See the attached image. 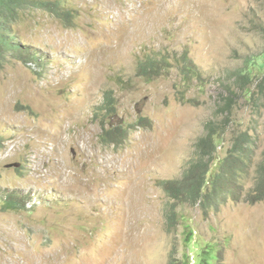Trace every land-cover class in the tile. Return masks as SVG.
I'll return each instance as SVG.
<instances>
[{
    "label": "rangeland",
    "instance_id": "1",
    "mask_svg": "<svg viewBox=\"0 0 264 264\" xmlns=\"http://www.w3.org/2000/svg\"><path fill=\"white\" fill-rule=\"evenodd\" d=\"M60 1L73 27L35 10L16 27L27 57L10 52L0 69V264H200L207 245L217 264H264V199L250 200L264 100L244 96L264 72V0ZM229 121L222 157L233 134L258 139L249 176L210 212L178 202L170 226L163 182L203 158L206 126ZM118 124L128 135L115 146L104 125ZM7 194L25 207L5 210Z\"/></svg>",
    "mask_w": 264,
    "mask_h": 264
},
{
    "label": "trees",
    "instance_id": "2",
    "mask_svg": "<svg viewBox=\"0 0 264 264\" xmlns=\"http://www.w3.org/2000/svg\"><path fill=\"white\" fill-rule=\"evenodd\" d=\"M37 9L48 11L61 20L65 18L68 27H73V24L70 23L74 19V13L66 8L60 0H0V69L4 67L10 52H16L19 56H23L21 50L24 46L18 40L16 27L25 20L27 15L32 14ZM29 56L30 60L35 59L32 54ZM187 56L188 54L183 56L181 63L182 82L183 85L189 84L191 86L199 76V72L196 71V66ZM155 62L156 60L150 59L148 62L142 63L140 68L143 73L150 74L151 71L156 70ZM243 75L246 77L247 74ZM254 81L256 88L245 90L244 96L248 95L250 100H253V104L258 107L264 100V72ZM235 94L238 95V92H231L222 106L226 116L233 114V108L237 102ZM106 101L108 108L112 109L113 97L107 95ZM225 119H230V117ZM231 122L229 121L226 126L220 125L218 128L215 125L206 126L204 135L197 141L199 153L204 152L203 158L198 157L197 160L193 161L188 171L180 178L163 182L164 191L175 202L170 203L165 208V217L170 226L177 227L179 224L181 214L177 210L178 202L186 199L195 204L200 203L206 211L210 212L220 205L222 196L235 195V182L239 181L244 174L249 176L248 171L255 151L253 144L256 143V137L247 131L233 134L231 146L227 153L224 157L220 155L219 147L225 148L224 144L227 140L225 132ZM104 131V141L112 140L115 146L122 145L127 140L128 130L119 124L112 127L104 125ZM262 148L261 161L258 165L256 164L253 172L255 173L254 184L250 192V200L253 203L264 199V145ZM21 202L22 200L18 196L7 194L3 206L5 210L25 207V202L24 204ZM193 239L194 236L185 241L191 243ZM203 249L205 261L200 264H217L216 260L219 258L220 250L213 245H207Z\"/></svg>",
    "mask_w": 264,
    "mask_h": 264
},
{
    "label": "bare ground",
    "instance_id": "3",
    "mask_svg": "<svg viewBox=\"0 0 264 264\" xmlns=\"http://www.w3.org/2000/svg\"><path fill=\"white\" fill-rule=\"evenodd\" d=\"M126 258V257H125Z\"/></svg>",
    "mask_w": 264,
    "mask_h": 264
},
{
    "label": "water",
    "instance_id": "4",
    "mask_svg": "<svg viewBox=\"0 0 264 264\" xmlns=\"http://www.w3.org/2000/svg\"><path fill=\"white\" fill-rule=\"evenodd\" d=\"M11 167V166H10Z\"/></svg>",
    "mask_w": 264,
    "mask_h": 264
}]
</instances>
